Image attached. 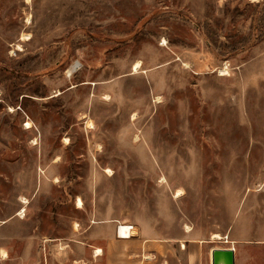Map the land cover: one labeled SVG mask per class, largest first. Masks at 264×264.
I'll return each mask as SVG.
<instances>
[{
	"label": "rangeland",
	"instance_id": "374dc122",
	"mask_svg": "<svg viewBox=\"0 0 264 264\" xmlns=\"http://www.w3.org/2000/svg\"><path fill=\"white\" fill-rule=\"evenodd\" d=\"M215 247L264 264V0H0V264Z\"/></svg>",
	"mask_w": 264,
	"mask_h": 264
},
{
	"label": "water",
	"instance_id": "95a60500",
	"mask_svg": "<svg viewBox=\"0 0 264 264\" xmlns=\"http://www.w3.org/2000/svg\"><path fill=\"white\" fill-rule=\"evenodd\" d=\"M212 264H236L235 248H217L213 250Z\"/></svg>",
	"mask_w": 264,
	"mask_h": 264
},
{
	"label": "bare ground",
	"instance_id": "6f19581e",
	"mask_svg": "<svg viewBox=\"0 0 264 264\" xmlns=\"http://www.w3.org/2000/svg\"><path fill=\"white\" fill-rule=\"evenodd\" d=\"M17 49H22V48H21L20 46H18ZM140 68H141V63L138 62V63H136L135 66H134V71H135V72H138ZM71 71H72V70H71ZM69 72H70V70H69ZM25 127H26L27 129H31V128H32V125H31L30 122H27V124L25 125ZM65 140H66L65 142L68 143V138L65 139ZM27 202H28L27 199H24V200H23V203H27ZM77 205H78V207H82V206H83V200H82L81 198H78V200H77ZM25 211H26L25 208L22 209V210L18 213V215H22V214L24 215ZM214 238H220V236L217 235V234H215V235H214ZM214 250H215V249H214ZM99 251H100V250H99ZM99 251H97V252H99ZM4 255H5V254H4Z\"/></svg>",
	"mask_w": 264,
	"mask_h": 264
},
{
	"label": "crops",
	"instance_id": "0c3cea01",
	"mask_svg": "<svg viewBox=\"0 0 264 264\" xmlns=\"http://www.w3.org/2000/svg\"><path fill=\"white\" fill-rule=\"evenodd\" d=\"M121 224V223H120ZM119 225V224H118ZM118 225H117V234H118ZM130 225V224H129ZM133 226V225H132ZM134 231H135V226H134ZM135 234V232L134 233H132L131 234V236H133ZM119 236V235H118ZM130 236V237H131ZM119 237H121V236H119ZM130 237H121V238H130ZM204 241H201V246H203L204 245ZM218 247V246H217ZM217 247H215V248H217ZM226 248V247H225ZM100 250V252H97V251H99ZM212 252V251H211ZM100 253H101V249L100 248H98L97 250H96V255H100ZM148 254H152V255H154V253H148ZM211 259H212V255H211ZM167 264H177V262L176 263H174L173 261L172 262H170L169 260L167 261Z\"/></svg>",
	"mask_w": 264,
	"mask_h": 264
}]
</instances>
